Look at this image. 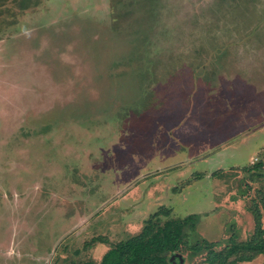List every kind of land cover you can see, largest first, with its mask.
Masks as SVG:
<instances>
[{
    "label": "rangeland",
    "instance_id": "rangeland-1",
    "mask_svg": "<svg viewBox=\"0 0 264 264\" xmlns=\"http://www.w3.org/2000/svg\"><path fill=\"white\" fill-rule=\"evenodd\" d=\"M155 214L196 218L175 264L264 228V0H0V264H101Z\"/></svg>",
    "mask_w": 264,
    "mask_h": 264
},
{
    "label": "trees",
    "instance_id": "trees-1",
    "mask_svg": "<svg viewBox=\"0 0 264 264\" xmlns=\"http://www.w3.org/2000/svg\"><path fill=\"white\" fill-rule=\"evenodd\" d=\"M162 214L164 217H169L170 210ZM159 215L151 216L139 234L110 248L103 256L101 264H175L172 259L182 248L185 229L193 226L196 218L188 216L184 219L162 221ZM256 219L254 236L246 243L237 244L233 236L231 247L221 254L203 245L192 247L191 252L207 250L208 264L252 262L256 257L264 255V228L259 214L256 215Z\"/></svg>",
    "mask_w": 264,
    "mask_h": 264
}]
</instances>
